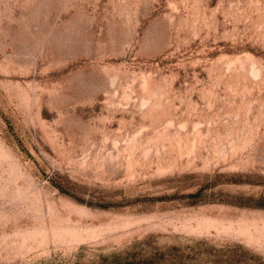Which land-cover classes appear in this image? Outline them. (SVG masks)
Masks as SVG:
<instances>
[{
	"label": "rangeland",
	"instance_id": "374dc122",
	"mask_svg": "<svg viewBox=\"0 0 264 264\" xmlns=\"http://www.w3.org/2000/svg\"><path fill=\"white\" fill-rule=\"evenodd\" d=\"M264 264V0H0V264Z\"/></svg>",
	"mask_w": 264,
	"mask_h": 264
},
{
	"label": "trees",
	"instance_id": "16d2710c",
	"mask_svg": "<svg viewBox=\"0 0 264 264\" xmlns=\"http://www.w3.org/2000/svg\"><path fill=\"white\" fill-rule=\"evenodd\" d=\"M105 264H141V261L139 259L131 261L125 256L112 255L110 261L106 262Z\"/></svg>",
	"mask_w": 264,
	"mask_h": 264
}]
</instances>
